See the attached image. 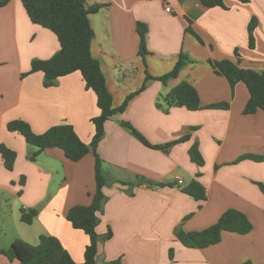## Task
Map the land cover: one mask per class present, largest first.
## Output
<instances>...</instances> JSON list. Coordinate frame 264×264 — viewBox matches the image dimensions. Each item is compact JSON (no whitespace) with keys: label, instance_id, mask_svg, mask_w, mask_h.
<instances>
[{"label":"crops","instance_id":"crops-1","mask_svg":"<svg viewBox=\"0 0 264 264\" xmlns=\"http://www.w3.org/2000/svg\"><path fill=\"white\" fill-rule=\"evenodd\" d=\"M94 5L102 8L88 18L94 31L90 53L100 65L113 108L133 96L122 113L105 122L97 147L107 184L96 233L102 238L110 231L112 236L98 244L96 264L115 260L120 264H264V194L259 187H264V161L255 160L264 157V112L245 114L246 86L238 83L232 90L208 63L227 59L240 69L264 73V0H224L225 9L206 8L201 0L88 1V6ZM166 5L170 13L165 12ZM252 19L256 26L250 45L247 27ZM138 24L146 27L143 57L138 55ZM188 27L201 43L186 32ZM58 50L56 36L32 24L19 0L0 7V145L16 153L9 175L0 156V175L5 180L0 191L14 199L11 216L4 222L11 237L0 251L15 240L35 246L40 235H48L81 264L89 239L71 226L66 215L74 206L92 203L93 153L71 162L60 149H45L34 163L28 162L33 148L7 130L13 120L27 122L35 134L69 124L84 144H90L95 133L91 120L100 111L81 74L60 77L49 88L43 86L41 72L28 74L33 60H48ZM180 53L191 63L162 84L157 78L172 70ZM182 82L196 90L198 110L162 104L160 98ZM217 104L228 108H210ZM121 122L151 146L185 136L188 140L167 149L149 148ZM194 144L202 166L189 157ZM20 174L24 186L9 187ZM177 178L183 181L181 186ZM192 181L203 188L204 200L184 193ZM20 208L37 210L31 225L20 221ZM228 209L246 216L252 225L248 235L224 232L218 244L204 249L186 248L175 238L177 227L185 232L204 230ZM2 217H7L5 211L0 213L1 232ZM0 264L18 263L0 254Z\"/></svg>","mask_w":264,"mask_h":264},{"label":"trees","instance_id":"trees-1","mask_svg":"<svg viewBox=\"0 0 264 264\" xmlns=\"http://www.w3.org/2000/svg\"><path fill=\"white\" fill-rule=\"evenodd\" d=\"M11 0H0V7L5 6ZM24 10L34 25H38L52 32L59 43V50L48 60H33L30 64L28 74L41 72L43 74V86L52 87L57 79L74 72L82 76L85 88L91 90L96 96V105L100 111L99 115L91 120L95 133L89 145L84 144L76 135L73 127L69 124H59L46 130L42 134H35L29 124L23 120H13L7 124L10 133H16L24 138L25 143L33 148L28 155L30 161H35L45 149L58 148L66 159L71 162H78L90 151L93 153L95 173V193L90 206H74L69 209L66 219L74 229L81 230L89 239L84 250V261L81 264H96L98 244L100 241H107L112 234L108 231L102 238L96 233V227L103 215V208L106 198L103 189L106 186V177L102 170V161L97 154V147L104 137V124L117 113H122L132 95L126 98L119 108H113L112 97L107 90L104 75L99 63L92 58L90 47L94 39V31L89 22V16L96 14L101 5L88 6L89 0H19ZM246 3L247 0H237ZM206 8L220 7L225 9L224 0H201ZM256 21L252 19L247 27L248 42L253 43V31ZM186 32L191 33L201 43V39L187 28ZM139 36L138 55H146L145 34L146 27L137 25ZM237 56V51L234 52ZM191 63L190 58L180 53L178 59L170 72L157 78L162 84L178 76L180 71ZM208 63L215 74L223 76L231 89L238 83H243L249 93L248 104L245 114H253L257 110L264 112V73L252 70L240 69L233 62L224 59ZM28 74H23L25 77ZM151 79L149 76L146 80ZM144 90V86L140 91ZM166 108L183 107L189 111H196L200 108L199 97L196 90L188 83L182 82L167 94L160 98ZM156 106H160L159 103ZM211 109H227L228 104H217ZM145 146L153 149H167L170 146L188 140V136L164 146H151L137 131L125 122L120 123ZM191 161L197 166L203 165V159L198 151L197 145L191 146L188 151ZM0 156L3 166L7 171H12L16 160V153L0 145ZM257 161H264V157L255 158ZM264 194V187L259 184ZM184 193L196 201L204 200L203 188L196 181H192L184 190ZM21 192H19L20 194ZM20 221L31 225L37 215L36 209L20 208ZM252 225L241 212L228 209L212 226L196 232H185L181 227L174 230L175 238L186 248L204 249L220 242L222 233H232L240 236L248 235ZM0 254L9 261H16L18 264H76L69 254L62 248L59 241L52 236L40 235L35 246L29 245L21 240H15L7 250L0 251ZM172 258V251L169 252ZM105 264H120L119 260ZM243 264H252L245 262Z\"/></svg>","mask_w":264,"mask_h":264},{"label":"rangeland","instance_id":"rangeland-1","mask_svg":"<svg viewBox=\"0 0 264 264\" xmlns=\"http://www.w3.org/2000/svg\"><path fill=\"white\" fill-rule=\"evenodd\" d=\"M27 160H28V162H32V161L29 160L28 157H27ZM34 162L35 161H33L32 163H34ZM4 172H6V174L9 175V174H12L13 171H6L4 169ZM2 181H5V180L2 177V175H0V185H2L1 184ZM24 184H25V177L21 176V174H20L18 176V178L16 179V181L15 180H11L8 185L11 188L18 189V188H22L24 186ZM19 192H21V190ZM19 192H18V194H19ZM12 200L14 202V199L6 191H4V192L0 191V213L2 215H3L4 211H5V213H7V217H2V225H4V228H3V232H1V230H0V247H6L5 244L8 241V237L9 238L11 237L10 233L8 234L9 224L5 225L4 222L9 219V216H11L9 209H10V205H12ZM11 232H13V231L11 230ZM6 236H7V238H6Z\"/></svg>","mask_w":264,"mask_h":264},{"label":"built area","instance_id":"built-area-1","mask_svg":"<svg viewBox=\"0 0 264 264\" xmlns=\"http://www.w3.org/2000/svg\"><path fill=\"white\" fill-rule=\"evenodd\" d=\"M164 10H165V12H167V13H170V12H171V10H170V8H169L168 5H166V7H165ZM177 184H178L179 186H181V185L183 184V181H182L181 179L177 178Z\"/></svg>","mask_w":264,"mask_h":264}]
</instances>
